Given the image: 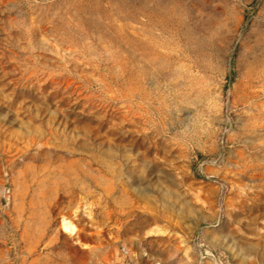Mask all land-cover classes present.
Segmentation results:
<instances>
[{
	"label": "rangeland",
	"instance_id": "rangeland-1",
	"mask_svg": "<svg viewBox=\"0 0 264 264\" xmlns=\"http://www.w3.org/2000/svg\"><path fill=\"white\" fill-rule=\"evenodd\" d=\"M0 264H264V0H0Z\"/></svg>",
	"mask_w": 264,
	"mask_h": 264
}]
</instances>
